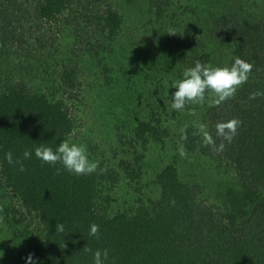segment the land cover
<instances>
[{
    "label": "rangeland",
    "instance_id": "374dc122",
    "mask_svg": "<svg viewBox=\"0 0 264 264\" xmlns=\"http://www.w3.org/2000/svg\"><path fill=\"white\" fill-rule=\"evenodd\" d=\"M152 2L75 0L60 19L47 21L36 16L38 0H12L8 11L18 17L0 30V92L13 85L64 102L74 122L65 139L85 144L90 159L97 162V207L106 215L154 209L161 200L156 175L174 162L180 178L200 185L201 198L224 212L226 227L240 230L264 200V185L246 189L235 163L183 146L179 133L184 126L198 127L204 138L205 131L210 135L207 109L221 100L217 94L207 90L202 100L187 101L177 110L171 92L174 81L182 78L178 69L191 66L189 38L205 40L210 65H230L237 56L249 61L251 54L239 51L232 41L214 40L211 28L217 17L231 11L243 25L258 24L264 0H172L163 17L156 15ZM106 6L123 17L113 35L98 21ZM9 29L16 31L15 37ZM66 67L76 70L79 86L74 89L61 81ZM247 82L226 98L248 102L249 94H241ZM141 120L158 125L162 140L134 142L133 131ZM132 169L137 171L134 178ZM44 235L36 212L0 186V264H26L27 249Z\"/></svg>",
    "mask_w": 264,
    "mask_h": 264
},
{
    "label": "trees",
    "instance_id": "16d2710c",
    "mask_svg": "<svg viewBox=\"0 0 264 264\" xmlns=\"http://www.w3.org/2000/svg\"><path fill=\"white\" fill-rule=\"evenodd\" d=\"M152 1L159 17L166 15L172 2ZM10 2L0 0V30H7L18 17L8 11ZM74 2L38 0L36 16L58 20L64 8ZM98 21L113 35L121 28L123 17L106 6ZM9 32L15 37L16 31ZM211 35L218 42L232 41L239 51L251 54L247 57L251 73L241 89V94H249V100L240 103L224 98L207 109L210 142L205 143L196 126L182 127L179 138L187 151L201 150L235 163L246 189L255 188L264 185V16L256 25H243L231 11L213 21ZM186 41L190 65L197 60L209 64L205 40ZM188 66L180 67L177 74L182 77ZM60 77L70 89L79 86L73 68L66 67ZM9 86L0 92V186L20 197L44 227V237L35 239L26 251V255L34 253V264H94L97 249L108 250L104 264H264V200L257 203L240 230H229L223 222L224 212L201 198L200 185L184 182L173 162L156 175L161 200L154 209L140 207L133 213L108 216L97 207V172L77 174L60 161L45 162L35 155L37 145L55 148L72 132L74 122L68 107L45 93ZM151 121L137 123L134 142L162 140L160 127ZM233 121L234 131L228 126ZM218 124L225 125L222 133ZM25 149L32 150L30 157H24ZM9 151L13 163L5 158ZM136 173L132 169L130 175L134 178ZM57 222H63V232L56 231ZM92 224L98 225L95 235L90 234Z\"/></svg>",
    "mask_w": 264,
    "mask_h": 264
},
{
    "label": "clouds",
    "instance_id": "9594fccd",
    "mask_svg": "<svg viewBox=\"0 0 264 264\" xmlns=\"http://www.w3.org/2000/svg\"><path fill=\"white\" fill-rule=\"evenodd\" d=\"M251 69L252 64L240 56L235 57L230 65L223 66L204 64L197 60L194 65L184 68L181 79L174 81V91L171 92L172 108L179 110L185 106L187 101L202 100L206 90H211L217 94L219 99H224L235 92L237 85L248 79ZM228 126L234 131L235 121ZM200 127L203 129L204 125ZM224 127V124H218V132L222 133ZM204 135L210 142L211 136L206 131ZM34 152L36 157L42 161H60L67 170L77 174L91 173L97 166V162L90 159L87 146L73 142L71 139L62 140L55 148L46 144L37 145ZM23 155L30 157L32 150L25 149ZM5 158L9 163H13L11 151L5 153ZM56 231H64L63 222H57ZM97 231L98 225L92 224L90 234L95 235ZM107 256V249H97L93 253L94 264H104ZM36 259L34 253L30 252L26 257V264H34Z\"/></svg>",
    "mask_w": 264,
    "mask_h": 264
}]
</instances>
